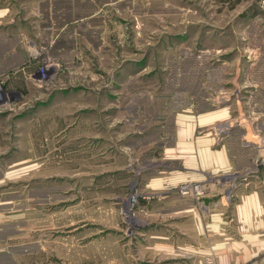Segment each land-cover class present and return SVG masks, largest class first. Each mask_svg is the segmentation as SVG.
<instances>
[{"label": "rangeland", "instance_id": "rangeland-1", "mask_svg": "<svg viewBox=\"0 0 264 264\" xmlns=\"http://www.w3.org/2000/svg\"><path fill=\"white\" fill-rule=\"evenodd\" d=\"M0 9L30 62L25 80L0 78V236L22 243L18 253L38 244L40 264H174L146 243L156 198L143 184L165 121L184 108L227 110L206 130L245 126L251 171L264 166V2L0 0ZM60 24L55 52L41 30L54 36Z\"/></svg>", "mask_w": 264, "mask_h": 264}, {"label": "crops", "instance_id": "crops-1", "mask_svg": "<svg viewBox=\"0 0 264 264\" xmlns=\"http://www.w3.org/2000/svg\"><path fill=\"white\" fill-rule=\"evenodd\" d=\"M89 15L86 20L92 21L94 14ZM2 16L4 13H0ZM47 21L53 20L47 17ZM7 22L4 28L0 25V72L8 75L18 71L25 80L26 72L29 73L28 53L16 37L11 38L13 33L6 29L12 24ZM61 25L54 36L41 30L47 39L43 45H55V52L61 47L60 43H53ZM84 26L86 33L93 29V25ZM21 77L16 78L20 81ZM203 109L192 112L191 108H184L165 121L166 142L162 143L159 165L143 184L156 198L149 209L152 231L146 243L157 249L158 261L166 259L174 264H198L208 253L213 255L215 264H264V166L251 171L254 143L241 137L245 126L235 125L229 134L214 135L206 129L217 120L226 119L228 111ZM219 125L217 132L223 129ZM260 154L264 155L263 151ZM183 181L205 182L208 190L202 208L192 199L177 195L174 189ZM7 226L0 222V231ZM3 233L0 264H40L42 258L38 257L43 251L38 244L18 253L15 247L22 243L15 244V238Z\"/></svg>", "mask_w": 264, "mask_h": 264}, {"label": "built area", "instance_id": "built-area-1", "mask_svg": "<svg viewBox=\"0 0 264 264\" xmlns=\"http://www.w3.org/2000/svg\"><path fill=\"white\" fill-rule=\"evenodd\" d=\"M264 2V0H261ZM47 64L43 63L38 69L35 70V73L32 77L36 83H40L44 79L45 67ZM6 76L5 74H0V78ZM1 97V91H0ZM208 188L204 181H183L176 186V193L180 197L190 198L196 200L201 206H204L202 198L206 194ZM198 264H215L214 257L211 253L205 254L202 256Z\"/></svg>", "mask_w": 264, "mask_h": 264}, {"label": "trees", "instance_id": "trees-1", "mask_svg": "<svg viewBox=\"0 0 264 264\" xmlns=\"http://www.w3.org/2000/svg\"><path fill=\"white\" fill-rule=\"evenodd\" d=\"M221 2H228V1H230V0H220Z\"/></svg>", "mask_w": 264, "mask_h": 264}]
</instances>
